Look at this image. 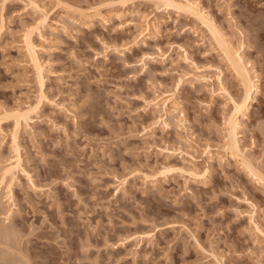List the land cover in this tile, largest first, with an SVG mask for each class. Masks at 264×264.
<instances>
[{
  "label": "rangeland",
  "instance_id": "rangeland-1",
  "mask_svg": "<svg viewBox=\"0 0 264 264\" xmlns=\"http://www.w3.org/2000/svg\"><path fill=\"white\" fill-rule=\"evenodd\" d=\"M165 1L0 0V264H264V0Z\"/></svg>",
  "mask_w": 264,
  "mask_h": 264
},
{
  "label": "bare ground",
  "instance_id": "bare-ground-1",
  "mask_svg": "<svg viewBox=\"0 0 264 264\" xmlns=\"http://www.w3.org/2000/svg\"><path fill=\"white\" fill-rule=\"evenodd\" d=\"M165 1V0H164ZM166 2V1H165ZM164 2V3H165ZM168 4V3H167ZM171 6H173V4H170ZM169 6V5H168ZM191 7H192V5H191ZM192 9V8H191ZM196 11V10H195ZM192 12H193V9H192ZM191 12V13H192ZM194 13L195 12H193L192 14L194 15ZM198 14V13H197ZM197 16H199V15H196V17ZM199 18V17H198ZM203 22H204V24H205V21L203 20ZM205 26H207V28H208V30H209V32L214 36V38H216V40H217V42L220 40V39H218V37H217V32H216V30L213 28V26L212 25H210V24H206ZM221 41H222V39H221ZM220 41V42H221ZM222 42H224V41H222ZM222 42H221V44H222ZM218 44H219V42H218ZM220 44V45H221ZM225 44V43H224ZM227 45V44H226ZM222 47V46H221ZM224 48V50H225V54L229 57V59H230V57H231V54H230V49L229 48H227L226 46L225 47H223ZM232 51V50H231ZM241 60V59H240ZM240 60H238V61H236V63L235 62H233V67H235L236 68V73L237 74H239V76L243 79V81L244 82H250L251 81V79H249V76L247 75V72H246V70H245V68H243L242 66H241V64L239 63L240 62ZM232 62V61H231ZM239 77V78H240ZM248 77V78H247ZM240 78V79H241ZM250 80V81H249ZM252 82V81H251ZM250 82V83H251ZM249 83V84H250ZM246 85V84H245ZM253 87H255L254 85L252 86H250V87H248V86H246V88H245V90H244V95H242V97H241V99L239 100V101H237V100H234V99H232V103H233V114L231 115V117H230V122H229V125H230V131H229V136H230V139L231 138H233L232 140H233V142L235 143V145H232V146H234L233 147V152H232V154H231V157H234V158H240L241 159V164L253 175V176H255V177H257V178H259V180H264V177H262V175H260V173H258L257 172V169H255L253 166H252V164H250V162L249 161H247L245 158H243V157H241V155L239 154V150H238V147H237V145H236V140H235V132H236V127H237V125H238V115L240 114V113H243L244 115H247V111L245 110V108L247 107H249V105H248V102L251 100V99H254V97H253V92H252V90H253ZM246 108V109H247ZM234 133V134H233ZM233 136V137H232ZM229 139V140H230ZM231 140V141H232ZM233 143V144H234ZM19 163H20V161H19V159L17 160ZM17 162V163H18ZM15 164L13 167L11 166V168L10 169H6L7 170V172H6V175H10L9 177L11 178V180H14L15 179V177H16V174H17V172H18V170L20 169V164L18 163V164Z\"/></svg>",
  "mask_w": 264,
  "mask_h": 264
}]
</instances>
